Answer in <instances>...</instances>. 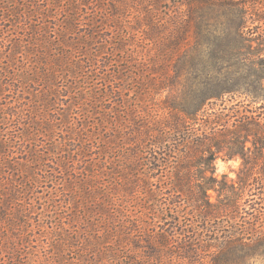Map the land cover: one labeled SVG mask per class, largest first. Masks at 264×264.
<instances>
[{"label": "rangeland", "instance_id": "1", "mask_svg": "<svg viewBox=\"0 0 264 264\" xmlns=\"http://www.w3.org/2000/svg\"><path fill=\"white\" fill-rule=\"evenodd\" d=\"M141 1L159 16L160 35L149 31L146 37L138 32L135 18H142L138 16L141 6L128 1V14H118L115 21L100 20V28L93 30L97 38L91 42L79 39L89 31L86 24L92 10L88 0H0V95H8L13 106L1 113L8 123L4 129L1 126V132L16 135L20 159L33 161L25 178L19 170L18 176L8 180L23 185L19 189L22 200L11 225L1 223L5 229L0 227V237L14 243L24 264H75L77 260L109 264V246L104 242L116 239L122 210L131 208L128 214L132 217L137 210L149 212L154 189L147 197L134 190L122 200L123 194L114 185L119 144L115 126L120 130L128 127L135 117L161 119L169 112L166 100H179L183 85L206 80L233 86L232 93L215 100L202 113L201 119L209 125L219 115L228 120L236 112L260 109L257 112L264 113V0H231L240 9H211L207 23L213 30L207 40L190 32L194 37L188 39V56L181 63L185 71L179 75L166 60L170 54L166 45L175 15L185 14L186 7L179 5L181 0ZM100 5L111 11L108 2L101 0ZM206 41L212 42L207 46ZM163 60L169 73L165 77L160 75L166 69ZM251 64L256 69L251 71ZM142 85L149 92L142 91ZM157 85L165 86L164 90ZM104 89L118 90L124 98L126 107H116V119L114 113L105 115L114 104L107 100ZM246 148L251 156L252 144L248 142ZM211 164L213 179L228 184L237 181L243 165L240 158L225 160L221 154ZM260 167L250 181L252 202L245 203L257 209L249 215L258 217L261 212L264 221ZM148 178L157 183L158 177L151 172ZM101 185L106 190L97 189ZM207 198L216 203L217 193L208 190ZM9 203L7 208L12 211ZM190 212L189 208L180 214L183 224L191 219ZM147 214L146 232L152 225V214ZM249 215L245 218H251ZM97 233H104L103 238L94 237ZM83 241L85 249L81 245L80 251ZM122 243L117 242L115 249L123 253ZM88 250L91 255L85 256L83 251ZM253 264H264V254L259 253Z\"/></svg>", "mask_w": 264, "mask_h": 264}, {"label": "trees", "instance_id": "2", "mask_svg": "<svg viewBox=\"0 0 264 264\" xmlns=\"http://www.w3.org/2000/svg\"><path fill=\"white\" fill-rule=\"evenodd\" d=\"M112 1L104 0L111 7V11L106 8L108 11L106 12L103 9L104 5H100L101 0H88L92 18L89 25L88 21L86 24L89 28L87 35H82L79 39L89 38L91 42L94 41L97 37H94L96 32L93 30L100 28L102 24L100 20L115 21L118 14L126 16L130 7L128 1L143 7L141 0L140 2L121 0L118 3ZM179 3L186 7V16L184 13L175 15L177 17L168 33L169 42L166 45L170 50L166 60L170 61L169 65H173V73L177 75L185 71L181 63L188 56L186 53L188 39L194 35V32H190L195 31L197 37L205 36L206 40L211 34L213 27L207 23L211 9L218 7L236 10L241 7L231 0H181ZM141 7L138 16L141 14L142 18H135L137 30H140L138 32L146 37L149 36V31L160 35L162 23L159 16H156L149 7L144 6V9ZM101 13L104 15H100ZM240 33L241 29L236 30V34ZM210 42L206 41V45H210ZM96 44L100 47L102 41L97 40ZM162 63L164 68L165 60ZM165 67L167 69V65ZM251 67V71L256 69V64H251ZM222 68L221 66L218 69L219 72L223 71ZM166 69L164 68L165 72L162 71L160 74L161 77H165V73L169 74ZM164 87L157 85L160 91L164 90ZM142 88L144 89V85ZM148 88L145 87L142 91L149 92ZM182 90L184 93L179 100L174 98L166 100L169 112L161 119L152 121L154 116L148 121L145 120L147 117H135L128 121V127L124 126L120 130L115 126L119 144L116 147L118 155L114 185L117 191L123 194L122 200L132 196L134 190H140L139 193L147 197L154 189L156 195L152 198L149 212L137 210L132 217L128 214L131 208L122 210L118 231L114 232L116 239L113 242H104L109 246V264H253L259 253L264 254V221H261V212L260 217L249 215V211L255 209L254 212H257V209L245 203L252 202L250 201L252 194H249L253 192L250 181L251 177L257 174L254 172L259 166L261 184L264 187V113L257 112L260 109L240 114L236 112L228 120L219 115L215 117L217 121L212 120L209 125L201 119L204 117L202 113L206 112V107L215 100L232 93L233 86L227 87V83L223 81L206 80L183 85ZM103 94L114 104L105 115L114 113L116 119L118 114L116 107L118 106L120 110L126 107L123 96L118 90L104 89ZM4 105L6 106L2 109ZM12 108L8 95L5 93L3 97L0 95V116L3 111ZM1 117L0 227L5 229L1 223L11 225L13 218H16L15 208L19 207L22 200L20 199L22 192L19 189L23 187L21 184H11L8 180L16 173L18 176L19 170L21 177L25 178L33 161L29 158L20 159L16 135L1 132V126L4 129L8 124L4 117ZM216 126L218 129H215ZM248 142L254 148L251 156L247 155ZM10 145H16L18 148L12 149L13 146L10 148ZM220 154L225 160L233 158L242 160L241 173L235 183L217 181L211 176L213 173L211 160ZM10 172L13 175H10ZM150 172L151 175L158 177L157 183L149 181ZM206 173L210 176L207 177ZM92 180H95V177L91 178ZM8 183L11 186H8ZM106 187L101 185L97 189L106 190ZM208 190L217 193L216 203H211L207 198ZM261 196H264V190ZM244 198L249 201H244ZM9 200L11 208H14L12 211L7 208L6 203ZM262 200L264 201V198ZM260 207L263 210L264 203H261ZM189 208L192 217L183 224L185 220H180L182 217L180 214ZM147 213L152 214L149 219L152 225L146 232L144 224L148 220L144 219L148 216ZM243 214L245 215L242 216ZM247 215L251 218L246 219ZM97 234V236L94 234L97 239L104 236V233ZM72 238L73 236L70 239ZM88 239L93 240V237L89 236ZM121 241L122 247L119 248H122L123 253L115 249V244ZM13 244L0 237V264L26 262L24 257H19ZM81 245H84V241L79 243V249ZM110 245L113 248H110ZM83 248L85 249L84 246ZM89 251H83L84 255H91ZM75 264L82 263L77 260Z\"/></svg>", "mask_w": 264, "mask_h": 264}]
</instances>
